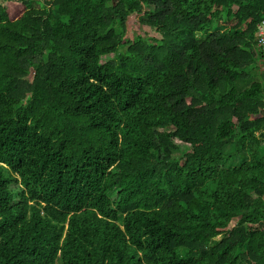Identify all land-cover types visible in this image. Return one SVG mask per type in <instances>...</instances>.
<instances>
[{
    "label": "trees",
    "instance_id": "obj_1",
    "mask_svg": "<svg viewBox=\"0 0 264 264\" xmlns=\"http://www.w3.org/2000/svg\"><path fill=\"white\" fill-rule=\"evenodd\" d=\"M262 17L0 0V264H264Z\"/></svg>",
    "mask_w": 264,
    "mask_h": 264
},
{
    "label": "built area",
    "instance_id": "obj_2",
    "mask_svg": "<svg viewBox=\"0 0 264 264\" xmlns=\"http://www.w3.org/2000/svg\"><path fill=\"white\" fill-rule=\"evenodd\" d=\"M255 46L261 53L260 65L264 73V17H262L255 26L254 32Z\"/></svg>",
    "mask_w": 264,
    "mask_h": 264
},
{
    "label": "rangeland",
    "instance_id": "obj_3",
    "mask_svg": "<svg viewBox=\"0 0 264 264\" xmlns=\"http://www.w3.org/2000/svg\"><path fill=\"white\" fill-rule=\"evenodd\" d=\"M41 1V0H40ZM128 32H143L144 34H151L154 35V32L151 33L153 29L140 25L138 23L137 16L134 14L129 15L126 21ZM262 69V68H261Z\"/></svg>",
    "mask_w": 264,
    "mask_h": 264
}]
</instances>
